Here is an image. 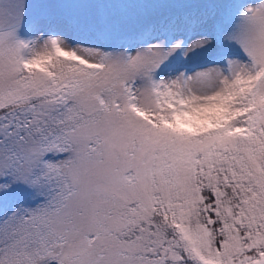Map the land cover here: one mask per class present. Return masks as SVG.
Instances as JSON below:
<instances>
[{"label":"snow or ice","instance_id":"6c2138e0","mask_svg":"<svg viewBox=\"0 0 264 264\" xmlns=\"http://www.w3.org/2000/svg\"><path fill=\"white\" fill-rule=\"evenodd\" d=\"M0 264H264V0H0Z\"/></svg>","mask_w":264,"mask_h":264}]
</instances>
